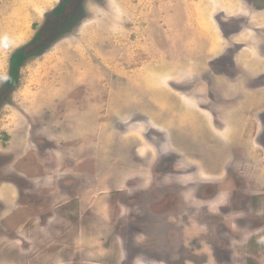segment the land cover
I'll return each mask as SVG.
<instances>
[{"label": "rangeland", "instance_id": "374dc122", "mask_svg": "<svg viewBox=\"0 0 264 264\" xmlns=\"http://www.w3.org/2000/svg\"><path fill=\"white\" fill-rule=\"evenodd\" d=\"M61 1L0 0V88ZM80 6L1 100L0 264H264V0Z\"/></svg>", "mask_w": 264, "mask_h": 264}, {"label": "trees", "instance_id": "16d2710c", "mask_svg": "<svg viewBox=\"0 0 264 264\" xmlns=\"http://www.w3.org/2000/svg\"><path fill=\"white\" fill-rule=\"evenodd\" d=\"M80 2L81 0H62L31 42L12 54L8 79L6 84L0 88V104L3 94L17 85L20 69L25 62L30 57L45 52L52 43L67 32L69 24L71 25L73 20L79 22L82 19L83 11Z\"/></svg>", "mask_w": 264, "mask_h": 264}]
</instances>
